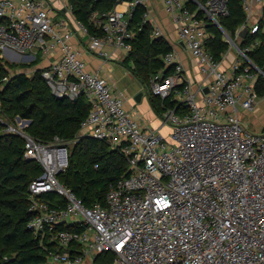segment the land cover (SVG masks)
<instances>
[{
  "label": "built area",
  "instance_id": "2783aa9c",
  "mask_svg": "<svg viewBox=\"0 0 264 264\" xmlns=\"http://www.w3.org/2000/svg\"><path fill=\"white\" fill-rule=\"evenodd\" d=\"M58 1L60 6L49 0H0V57L20 64L52 57L41 67L52 93L71 100L84 95L90 104L73 140L44 141L28 132L30 119L0 117L4 132L24 139V157L42 166L29 184L27 228L47 251L43 264H92L108 253L115 256L113 264H264V132L249 130L242 115L258 108L256 82L264 71L248 55L258 42L245 48L237 43L248 33H264V0H241L246 17L235 38L220 22L229 15L231 0H164L202 75L192 82L175 48L164 56L172 74L153 75L154 94L183 104L182 111L177 106L162 114L168 135L136 118L125 97L88 68L84 51L72 41L77 31L86 34L89 51L105 60L113 58V49L129 53L132 11L137 5L147 8L145 2L130 0L125 7L117 0L96 21L102 34L92 35L80 21L59 16L61 10L73 12V6ZM148 21L146 13L143 23ZM209 21L236 50L229 68L227 53L219 60L208 48ZM154 36L165 33L155 27ZM6 68L0 82L34 72ZM83 138L105 141L128 163L129 174L111 184L105 205H87L59 179L70 164V146Z\"/></svg>",
  "mask_w": 264,
  "mask_h": 264
},
{
  "label": "trees",
  "instance_id": "16d2710c",
  "mask_svg": "<svg viewBox=\"0 0 264 264\" xmlns=\"http://www.w3.org/2000/svg\"><path fill=\"white\" fill-rule=\"evenodd\" d=\"M70 2L76 19L92 35L102 34L96 21L111 12L117 4V0ZM190 5L194 10L197 8L193 1H190ZM229 11V15L221 17L220 22L235 38L237 29L245 22L246 17L241 0H231ZM146 12L144 5H137L132 11L130 28L134 32V38L130 41V59L125 66L145 86L153 109L162 115L167 109L176 108L178 103L171 96L162 98L154 94L150 89V82L153 75L161 70L166 76L172 74L173 67H166L164 56L173 47L163 36L152 37V24L149 21L143 23ZM208 29L213 34L208 48L220 60L228 51L229 44L216 24L209 21ZM254 42L258 44L248 55L264 71V33L244 35L240 46L250 47ZM41 61L39 57L30 64H15L0 57L1 79L8 74L6 66L12 68L18 65L19 69L36 67L30 76L20 72L8 81L0 82V117L5 115L12 120L17 116L30 119L28 132L44 141L52 140L55 136L73 140L90 111V104L84 95L76 100L55 96L43 77L42 68L37 67ZM256 90L260 96H264L262 74L257 79ZM181 109L183 104L178 106V110ZM24 149V139L4 132V124L0 120V264H43L47 258V251L40 246L39 238L27 228L30 219L29 184L42 172V166L37 161L26 159ZM128 171V163L120 152L111 149L105 141L83 138L70 146V164L59 175V179L87 205L91 206L96 202L105 205L111 184L127 176ZM46 196L54 198L55 195ZM61 227L80 229L72 224H61ZM46 245L53 249V243L46 242ZM77 246L73 245L78 248ZM114 259V254H102L92 264H113Z\"/></svg>",
  "mask_w": 264,
  "mask_h": 264
},
{
  "label": "crops",
  "instance_id": "0c3cea01",
  "mask_svg": "<svg viewBox=\"0 0 264 264\" xmlns=\"http://www.w3.org/2000/svg\"><path fill=\"white\" fill-rule=\"evenodd\" d=\"M54 2L56 6H60L58 0H49ZM123 6H127V2L130 0H122ZM147 6V14L149 22L152 24L153 30L155 27H160L165 33V39L175 48L178 53L181 62L183 63L186 74L192 82H199L202 78V75L199 70V66L197 64L196 59L191 55L189 50L185 47V44L179 39L176 31L175 25L171 22L169 14L165 10L164 0H143ZM118 3V1H117ZM116 6V5H115ZM59 16L71 17V19L75 20V14L73 12L66 13V10H61L58 12ZM96 15V14H95ZM73 16L75 18H73ZM77 21V19H76ZM152 37L154 38V34L152 32ZM73 44L79 47L84 51V57L87 61L88 68L91 71L99 72L102 76L107 77L111 83L113 88V92L123 95L126 100V106L130 110L133 111L134 116L136 118H142L143 122L154 128H161L163 123V116L157 114V112L153 109L151 102L150 106L148 102L145 101L144 106H142L145 94L142 93L144 91L145 86L141 83V81L135 76V74L125 66V63L129 61V53L124 52L122 50L113 49V58L105 60L96 54L89 51V37L81 32L77 31V35L73 38ZM230 50V49H229ZM228 50V51H229ZM229 56V57H228ZM229 61L224 64L225 68H229L231 63L237 58V53L234 50L229 51V55H227ZM52 57L44 58L40 65L43 64L44 67L50 63ZM136 79V81H135ZM148 92V91H147ZM142 94L139 96V94ZM139 96V98H138ZM149 96V94H148ZM150 101V100H149ZM152 107V108H151ZM156 112H153V111ZM255 115L262 116L264 121V102H260L258 108L253 113ZM160 117H159V116ZM243 119L246 120L249 114H242ZM154 117H159L160 126H154L149 120ZM262 122V131L264 130V122ZM249 125L248 123H246ZM169 127V126H168ZM170 128V127H169ZM170 132V130H169Z\"/></svg>",
  "mask_w": 264,
  "mask_h": 264
},
{
  "label": "rangeland",
  "instance_id": "374dc122",
  "mask_svg": "<svg viewBox=\"0 0 264 264\" xmlns=\"http://www.w3.org/2000/svg\"><path fill=\"white\" fill-rule=\"evenodd\" d=\"M73 18H75L74 16H73ZM262 21H263V24H264V14H263V17H262ZM76 20V19H75ZM221 31H222V29H220ZM152 32H153V34H154V32H155V28H154V30H152ZM223 33V32H222ZM240 42H241V37H239L238 39H237V43L238 44H240ZM231 50H234V51H236L235 49H230L229 51H231ZM229 51H227L226 53H227V55H229ZM10 57H11V55H10ZM229 57V56H228ZM227 56H226V58H225V60H224V64L227 62V61H229V58H228ZM9 62L10 63H15V64H20V63H18V61H10L9 60ZM22 64V63H21ZM41 66H43V64L42 65H38L37 67H41ZM19 66L17 65L16 67H12V70H10V73H13V71H15L16 70V68H18ZM33 68V71H34V69L36 68H34V67H32ZM135 81H136V79H135ZM142 93H144L145 94V97H144V100H143V103H142V106H144V104H145V101L146 102H148V104H149V106H150V101H149V96H148V92H147V89L146 88H144V91L142 92ZM260 102L262 103V102H264V96H261V100H260ZM152 108V107H151ZM153 111V110H152ZM153 112H155V111H153ZM155 114H156V112H155ZM157 115V114H156ZM159 116V115H158ZM160 117V116H159ZM159 117H154V118H151L149 121L154 125V126H160V121H159ZM164 119V118H163ZM246 120H244L245 121V123H248L249 125H248V127H249V130H251V131H253V132H261L262 131V128H263V126H262V122L261 121H263V118H262V116H259V114L258 115H255V114H253V113H250L248 116H247V118H245ZM264 122V121H263ZM169 130H170V128L167 126V125H163L162 127H161V132L163 133V134H165V135H168V133H169Z\"/></svg>",
  "mask_w": 264,
  "mask_h": 264
},
{
  "label": "water",
  "instance_id": "95a60500",
  "mask_svg": "<svg viewBox=\"0 0 264 264\" xmlns=\"http://www.w3.org/2000/svg\"><path fill=\"white\" fill-rule=\"evenodd\" d=\"M141 95H142V94L140 93L139 96H141ZM139 96H138V98H139Z\"/></svg>",
  "mask_w": 264,
  "mask_h": 264
}]
</instances>
